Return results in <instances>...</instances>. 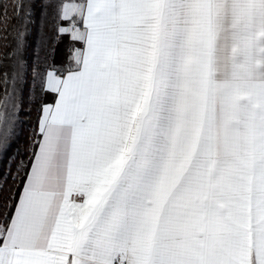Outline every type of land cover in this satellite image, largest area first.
Returning a JSON list of instances; mask_svg holds the SVG:
<instances>
[{
    "label": "snow or ice",
    "instance_id": "obj_1",
    "mask_svg": "<svg viewBox=\"0 0 264 264\" xmlns=\"http://www.w3.org/2000/svg\"><path fill=\"white\" fill-rule=\"evenodd\" d=\"M0 164V264H264V0H0Z\"/></svg>",
    "mask_w": 264,
    "mask_h": 264
},
{
    "label": "trees",
    "instance_id": "obj_2",
    "mask_svg": "<svg viewBox=\"0 0 264 264\" xmlns=\"http://www.w3.org/2000/svg\"><path fill=\"white\" fill-rule=\"evenodd\" d=\"M22 118L26 121L25 125H24V131L26 132L27 131V127H28V124H27V120H28V117L26 114H22ZM24 140H25V137L24 136H21L18 140H17V144L18 145H23L24 143ZM15 148H16V145H13V148L11 150V152L9 153V155H11L12 153L15 152ZM4 165L0 164V167H3Z\"/></svg>",
    "mask_w": 264,
    "mask_h": 264
}]
</instances>
